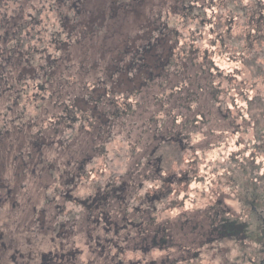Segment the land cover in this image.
I'll return each mask as SVG.
<instances>
[{
	"label": "trees",
	"instance_id": "16d2710c",
	"mask_svg": "<svg viewBox=\"0 0 264 264\" xmlns=\"http://www.w3.org/2000/svg\"><path fill=\"white\" fill-rule=\"evenodd\" d=\"M34 1L31 59L19 46L15 60L31 70L28 163L0 173V264L203 262L205 211L186 207L207 134L192 103L205 91L201 0L181 3L186 42L180 0H144L134 38L124 0Z\"/></svg>",
	"mask_w": 264,
	"mask_h": 264
},
{
	"label": "flooded vegetation",
	"instance_id": "af4514ba",
	"mask_svg": "<svg viewBox=\"0 0 264 264\" xmlns=\"http://www.w3.org/2000/svg\"><path fill=\"white\" fill-rule=\"evenodd\" d=\"M34 2L38 4L42 0ZM201 2L200 23L198 22L195 30L199 32L203 46L207 45L205 31L208 30L212 47L220 43L221 52V55H213L209 54L207 48L204 49L201 65V72L206 73L203 96L223 93L218 108L223 113L233 115L238 144L248 147L247 152L251 153L245 156L244 152L243 157L233 156L231 166L226 168L227 172L231 171L233 174L229 184L233 188V196L238 200L239 209L247 213L249 210V213L244 215L246 220H239V217L227 214L229 218L223 217L226 219L223 225L217 224V221L206 214L203 225L205 241L200 247V252L205 254L207 251L209 253L207 259L218 264L225 247L227 251L233 253L231 264H243L247 260L250 264H264V0H201ZM33 10H37L33 0H0V173L5 167L1 165L2 161L14 163L23 157V163H28L25 159L27 151L25 147L28 138L26 129L32 124L31 70L23 68L20 72L15 71L21 62L19 60L16 63L15 60L16 53L19 52L16 47L19 46L27 49L24 57L26 58L28 53L31 59V31L35 17ZM40 43L42 44V39ZM228 45L233 48L234 54L246 63L247 75L234 70V81L231 85L224 84L222 88L216 83L215 74L225 76V69H221L217 62L225 57L223 54ZM230 95L233 98L232 104L224 100L225 96ZM235 98L240 101L244 98L246 105L241 108L234 102ZM205 100L206 98L204 104ZM198 102L196 98L192 101L193 104ZM200 116L207 128L205 114ZM17 126H22V129L17 130L15 128ZM12 132L17 133L22 139L18 142V146L23 147L19 151L2 148L5 145L7 147L16 145L14 137L11 136ZM0 180L2 186L4 181L1 175ZM211 220L213 224L209 223ZM241 227L251 241L248 250L244 241L237 239ZM211 247L212 252L208 250ZM213 255L216 258H213Z\"/></svg>",
	"mask_w": 264,
	"mask_h": 264
},
{
	"label": "rangeland",
	"instance_id": "374dc122",
	"mask_svg": "<svg viewBox=\"0 0 264 264\" xmlns=\"http://www.w3.org/2000/svg\"><path fill=\"white\" fill-rule=\"evenodd\" d=\"M98 2H103V0H97ZM121 2H123V0H120ZM149 1V0H148ZM186 2V0H180V3L178 2L177 5L180 7L179 10L176 12V20L178 21L177 24V29L181 30L183 32H185V34L182 36V41L186 42V36H187V31L188 28H193V30H190V32L194 31V27H195V23H193V21H189V19L186 17L188 16V13H186V11L183 9V4H181L182 2ZM125 4L131 5L130 6V15H133L131 20L127 21L125 25V29H127V27L131 30L129 33L126 34V37H137L139 35L138 32V25L141 23H145L148 21V16L146 13L142 14L141 16H136L138 11L140 10L141 5H143L144 0H124ZM151 4V3H150ZM176 3L174 2L173 5H175ZM182 5V6H180ZM121 16H123V14L121 13ZM174 16H167L165 18H167V20L173 18ZM138 19V21H136ZM55 20L57 18H54ZM164 18H161V20ZM128 32V30L126 31ZM198 38V36H195ZM205 37H206V46H201L198 41L197 44L194 43L193 48H207L209 54H220V43L215 46L212 47L211 45V38L208 35V30L205 31ZM184 44H181V46L177 45L176 49H181V47ZM190 45H192L189 41L186 43L185 47L189 48ZM184 48V47H182ZM225 57H222V59L220 61L217 62V64L222 68L225 69L224 75H220L221 79L217 80V84H219L222 88H224V80H228L229 81V85L232 84L231 81H234L233 78V71L237 70L240 72H243V74L247 75V70H246V63L243 60H240L238 57V55H235L233 52V48L231 46L228 45V47H226L224 54ZM230 60V62H228V60ZM237 60L239 62H237ZM226 75H228L226 77ZM242 79H244V75H242ZM221 91V90H220ZM254 93H252L251 96H253ZM222 96L223 93L218 92V95H214V94H206L203 97L198 99V110H197V114L201 115V114H205L208 126L206 128L207 134H206V139L205 142H203L202 144V148L199 151V156H202L204 160H202V164H201V172H200V179L201 182L200 183H196L195 180L192 181L191 183V189H190V200L186 201L187 205L186 207H188L190 210H194L197 208L202 209L203 211H205L202 216L205 220V215H209L210 218H212L214 221H217V224H225L226 223V219L225 218H229L227 216V214H229L231 211L232 215H234L235 217H239V220H246L244 215H247L249 213L247 212H243L239 209V203L238 200L235 196H233V188L232 186H229V182H231L232 179V172L229 171L227 172L226 168L232 163V159H234L233 156H241L243 157V153L245 152V156L250 155L251 152H247L248 147L243 146L238 144V137L235 136V126L233 124V115L231 114H227L226 112L223 113V111L219 110L218 108V103H220V101L222 100ZM205 100V104L203 103L204 99ZM224 100L227 103H233V98L232 96H225ZM234 102L237 103V105H239L241 108L244 107L246 104L244 103V98L242 101H240L239 99L235 98ZM34 109L33 107H31L30 112H33ZM51 117V116H49ZM11 136L14 137L15 143L16 145L14 147H7L2 146L3 149L6 148H14L15 150L20 149L22 147L18 146V142L21 141V137H19V135L15 132L11 133ZM23 142V141H22ZM21 142V143H22ZM199 156H193L192 158L195 157H199ZM258 162V160H257ZM12 162H6V161H2L1 165H5V167L3 168V172L5 174H10V171H12L13 167L11 165ZM19 168L21 169L22 167L20 165ZM2 172V173H3ZM216 181L220 182L221 184L218 187L219 191H222L223 194L221 196L220 199H218V205L214 206L215 201H214V197L215 195L213 193L210 192H214V190L216 189L215 185ZM195 192H197L195 194ZM205 194V195H203ZM213 202V207H208V204H211ZM223 202V203H222ZM223 204H226V206H224ZM219 215V216H218ZM220 218V219H219ZM232 218V217H231ZM243 218V219H241ZM213 224V223H211ZM237 239L238 240H243L244 244H246L247 250L249 249V244L251 243V241L248 239L247 234L245 233V230L241 227L240 230L237 233ZM189 244L191 243V241H189ZM190 247V246H189ZM199 248H197L198 250ZM193 249L190 248L189 251H192ZM259 250H257V252H259ZM155 253H157L159 255V258H163V252L159 251V249H157L155 251ZM203 254L204 260L203 262H199L197 264H216L215 262H211L209 259H207L209 253L206 251L205 254ZM207 256V257H206ZM256 256V255H255ZM258 256V255H257ZM233 258V253H230V251H227L225 247H223L222 250V258L220 256V263L218 264H231V259ZM193 261H196L195 258L192 259ZM240 261V260H239ZM170 264V263H169ZM243 264H250L249 261L247 260L246 263Z\"/></svg>",
	"mask_w": 264,
	"mask_h": 264
}]
</instances>
